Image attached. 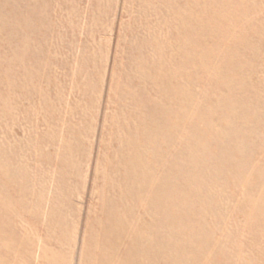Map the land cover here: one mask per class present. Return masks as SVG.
I'll return each mask as SVG.
<instances>
[{"label": "rangeland", "instance_id": "rangeland-1", "mask_svg": "<svg viewBox=\"0 0 264 264\" xmlns=\"http://www.w3.org/2000/svg\"><path fill=\"white\" fill-rule=\"evenodd\" d=\"M0 264H264V0H0Z\"/></svg>", "mask_w": 264, "mask_h": 264}]
</instances>
